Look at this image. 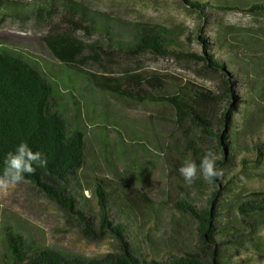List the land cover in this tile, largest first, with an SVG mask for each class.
Listing matches in <instances>:
<instances>
[{
  "label": "rangeland",
  "instance_id": "374dc122",
  "mask_svg": "<svg viewBox=\"0 0 264 264\" xmlns=\"http://www.w3.org/2000/svg\"><path fill=\"white\" fill-rule=\"evenodd\" d=\"M0 15V52L16 53L42 73L53 87V106L65 121L68 136L83 139L82 182L74 190L87 200L96 233L89 236L78 217L66 214L31 183L23 182L0 191V264L13 262L14 242L18 244L19 238L27 248L49 249L72 261L117 254L118 241L97 227L98 211L89 187L99 180L112 193V224H123L142 254L157 259L207 253L199 224L179 203L187 200L198 209L206 208L217 188L224 191L227 186L215 203L221 213L214 221L216 232L209 237L218 238V250L231 264H264V221L244 219L238 213L240 204L252 201L250 194L264 193V166L243 169L238 158L230 168L220 167L221 184H208L202 178L187 184L179 168L185 160L197 163L192 148L202 153L212 150L221 158L216 140L189 120H177L171 105L118 97L99 88L92 78L159 75L166 80L167 95L178 94L189 83L218 93L221 77L197 59L152 53L133 56L116 44L160 35L173 49L203 55L201 38L216 49L217 35L223 33L237 61L256 65L260 72L264 48L244 46L242 39L249 34L260 37L264 15L217 12L202 19L179 0H0ZM54 35L83 45L73 64H63L52 54L45 39ZM240 115L236 112L231 118L234 130L242 126ZM249 124L243 141L254 161L250 133L264 141V124L259 117Z\"/></svg>",
  "mask_w": 264,
  "mask_h": 264
},
{
  "label": "trees",
  "instance_id": "16d2710c",
  "mask_svg": "<svg viewBox=\"0 0 264 264\" xmlns=\"http://www.w3.org/2000/svg\"><path fill=\"white\" fill-rule=\"evenodd\" d=\"M179 1L202 19H209L217 12L264 15V0ZM76 26L81 27L80 24ZM84 29L90 30L88 27ZM217 38L216 49L201 38L205 44L203 55L173 49L160 35H145L133 43L116 44V48L133 56L152 53L162 56L186 55L197 59L204 63L208 72L221 77L222 87L218 93L189 83L178 94L167 95L164 91L166 80L159 75L128 74L119 78L97 75L92 78L99 88L118 97L171 105L176 111L177 120H189L205 136L216 140L222 156L216 162L217 167L228 169L238 158L243 169L251 164L264 166V141L255 139L250 133L251 143L256 150L254 161L243 141L252 119L259 117L264 124V59L260 58L258 72L256 65L237 61L236 53L231 49L225 34L221 33ZM45 42L52 54L66 65L73 64L84 51L81 43L65 35L48 36ZM242 43L252 49L264 48V31L260 30V37L250 34L244 36ZM241 84L245 85L244 90L237 92ZM53 95L51 83L27 60L13 52H0V170L6 154L14 150L21 141H27L34 151L43 152L48 158L47 167L38 168L35 174H26L24 182L31 183L66 214L78 217L84 224L86 233L92 236L96 233L90 222L91 210L86 205L87 200L76 195L74 190L82 182L79 172L84 165L83 139L80 135L72 138L68 136L65 121L54 109ZM236 112L241 114L243 123L240 129L234 130L232 127L236 128V125L231 124V118H234L232 116ZM192 151L196 153L199 164L204 153L194 147ZM214 183L221 184V180ZM107 187L104 181L99 180L89 187V191L98 211L97 227L103 233H110L118 241L117 254L72 261L49 249L27 248L19 238L18 244L14 242L13 262L9 264H231L218 250V238L209 237L216 232L214 221L220 218L221 213L215 203L228 190L227 186L224 191L217 188L206 208L198 209L187 200L179 203V208L199 224L202 242L209 247L207 253L202 256L170 255L167 259L143 255L141 248L132 243L131 234L126 227L123 224H112L110 205L113 197ZM249 197L252 201L240 204L238 213L244 219L258 218L264 221V193H253ZM79 199L83 200L82 204ZM127 235L130 237H126Z\"/></svg>",
  "mask_w": 264,
  "mask_h": 264
},
{
  "label": "clouds",
  "instance_id": "9594fccd",
  "mask_svg": "<svg viewBox=\"0 0 264 264\" xmlns=\"http://www.w3.org/2000/svg\"><path fill=\"white\" fill-rule=\"evenodd\" d=\"M220 157L212 150L202 156L199 165L195 161L185 160L179 172L187 184H192L196 179L202 178L204 182L212 184L222 180L224 171L217 167ZM47 156L41 151H34L27 141H21L14 150L9 151L0 170V191L7 192L10 188L24 182L26 174H35L38 168H46Z\"/></svg>",
  "mask_w": 264,
  "mask_h": 264
}]
</instances>
